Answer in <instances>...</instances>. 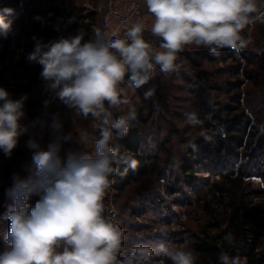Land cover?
<instances>
[{
	"label": "clouds",
	"instance_id": "obj_1",
	"mask_svg": "<svg viewBox=\"0 0 264 264\" xmlns=\"http://www.w3.org/2000/svg\"><path fill=\"white\" fill-rule=\"evenodd\" d=\"M146 5L154 17L151 33L161 40L163 51L153 52L143 37L142 23L130 27L126 38L99 28L94 29V40H85L83 30L47 43L32 37L34 49L26 59L42 66L39 77L45 89L77 115L99 120V138L94 155L70 151L63 159L61 141H68L71 134L57 136L46 150L35 138L26 141L33 170L27 179L13 174L12 186L5 191L10 202H6L0 219L10 223L0 264H154L150 261L154 256L167 258L171 264H195L186 242L184 248L138 244L121 257L124 233L118 223L105 216L104 199L114 182L110 177L124 175L128 168L137 166L136 159L112 146L114 140L128 135L137 113L130 107L125 115L113 120L108 109L127 103L120 87L126 76L132 87L140 88L152 78L154 66L165 74L179 71L182 65L176 63L177 53L185 45L207 46L213 55L224 48L238 54L251 43L241 31L257 21L264 23V10L257 7L256 0H146ZM13 11L0 8V29L5 38L14 34L6 19ZM34 19L40 21L42 17ZM153 94L149 89L144 95L148 99ZM27 99L22 95L14 100L6 88L0 87V151L8 158L28 131L20 123ZM49 103L44 102L45 106ZM187 121L193 126L202 124L195 114H189ZM32 123L45 126L39 119ZM50 127L59 132L62 125L58 116H53ZM84 139L81 137L80 142ZM189 147L198 151L194 140ZM120 164L127 165L124 172ZM32 195H40L34 207L28 203ZM160 235L168 236L167 225L160 228ZM223 240L234 246L231 232ZM218 260L219 264H240L239 256L232 257L225 251Z\"/></svg>",
	"mask_w": 264,
	"mask_h": 264
},
{
	"label": "rangeland",
	"instance_id": "obj_2",
	"mask_svg": "<svg viewBox=\"0 0 264 264\" xmlns=\"http://www.w3.org/2000/svg\"><path fill=\"white\" fill-rule=\"evenodd\" d=\"M68 1L85 5L82 13L87 16L85 23L94 20L87 40H94L96 21L106 0ZM90 12L92 15L88 16ZM11 24L14 29L13 42L5 62L6 81L9 83L7 90H9L10 98L14 100L27 95L28 99L24 103L25 117L20 123L27 126L28 131L19 138V144L10 158L0 151V217L6 211V202H10L7 201L5 191L12 186L13 174L18 173L21 178L27 179L33 170L32 152L26 147V141L29 138H35L41 148L46 150L49 143L57 136L63 137L71 134L68 141H61L60 156L62 159L66 158V154L70 151L94 155L100 124V121L91 115L87 118L77 115L75 110L53 98L39 77L42 69L31 73L35 76V81H22V84L26 83L28 88L22 89L14 83L16 80L13 76L14 72H20L18 62L27 56V47L24 45L27 42L25 33L29 31V24L24 17L12 19ZM67 25L68 23H65L62 30H65ZM262 27L264 23L259 21L253 23L247 39L251 43L238 54L236 53L237 59L222 60L220 57L213 60L204 59L196 67L192 65L190 57L197 46L189 44L177 53L176 63L182 65L179 71L165 74L158 66H154V74L144 86L132 87L127 76L120 85L124 92L122 99L127 100V103L108 109L112 113V119L115 120L125 115L130 107H135L137 116L147 117L146 122L141 123L146 148L158 146L156 158L147 159L146 164L149 167L144 175L131 181L122 189H115L111 186L106 192L104 214L118 223L124 233L121 257L131 252L138 244L156 248L163 243L184 248L186 242L190 248L193 240L192 233L197 230V226H202L206 222H223L227 215L225 209L227 201L218 202L221 200L219 193L207 192V184L213 180H222L228 175L238 176L240 165H245L244 170L246 168L253 171L259 170L263 176L250 174L243 178L246 182H252L253 187L264 189V154L259 153L255 157L257 153L255 145H251L246 156L244 155L245 145L235 147L234 153L238 152V155L228 168L220 167L221 164L211 162L202 154L204 148H210L208 142L212 135L224 136L222 124L215 119L221 106H231L234 113L240 110L245 111L249 117L245 141L249 140L248 135L252 130L257 134L255 142L260 134H264V34ZM152 49L153 52L163 51L154 47ZM234 67L240 70L236 74H233ZM245 71L250 72V77L245 75ZM230 82H237L238 88L229 91ZM149 89H153L154 94L146 99L144 94ZM46 100L50 101L47 106L44 104ZM105 106L107 107V104ZM189 114H195L202 124L196 126L189 124L187 121ZM54 115L58 116L62 125L59 132H55L50 127ZM224 115L225 113H220L219 117L225 119ZM74 118L81 120L78 126L73 124ZM37 119L45 122V126L41 127L40 124L33 126L32 122ZM66 122H69L68 125ZM83 124L88 129L83 128ZM74 132L77 133L74 134ZM81 137L85 138L83 143L80 142ZM193 140L198 145V151L195 153L196 157L200 158L199 161L188 159L189 150L193 151L189 147V142ZM142 148H144V143L141 145ZM222 155L224 157L226 152H222ZM186 160L188 164L185 163ZM186 165L191 166L194 171L190 186L185 185L187 182L185 179L189 174L184 172ZM39 199L40 195H32L28 203L34 207ZM155 200L159 201L157 212L151 209L140 211L139 206ZM132 210L136 212L133 213ZM9 223L7 220L0 219V252L6 247L4 236L8 231ZM164 225L168 228L167 237L160 235V228ZM262 247L264 243L258 248L259 252H262ZM150 261L154 264H171L167 258L159 256L151 257ZM145 264H150V262H145ZM240 264H245V259H240Z\"/></svg>",
	"mask_w": 264,
	"mask_h": 264
},
{
	"label": "trees",
	"instance_id": "obj_3",
	"mask_svg": "<svg viewBox=\"0 0 264 264\" xmlns=\"http://www.w3.org/2000/svg\"><path fill=\"white\" fill-rule=\"evenodd\" d=\"M67 1L0 0V8L9 7L14 10L10 15L6 16L7 21L12 22V19L20 17H24L28 21L29 31L25 33L27 42L24 45L27 47L28 55L34 49L35 42L32 39L33 36L41 38L43 42L47 43L50 40L61 37L67 38L74 36L77 34V30H83L86 33L84 39L87 40L91 32V24L94 23V20L85 23L87 16L82 14L85 5L73 4L69 1L68 3ZM256 4L260 10H264V0H256ZM37 15L42 17V20L38 21L34 19ZM91 15L92 12L88 14V16ZM65 23H68V25L65 30H62V26ZM252 25H246L241 31V35L245 39H248L249 29ZM262 29L264 34V27ZM12 40V34H9L5 38L3 30L0 29V87L6 89L9 83L6 81L7 66L5 62L8 58ZM26 57H23L18 62L20 72H14L13 74L16 77L14 83L17 86H21L22 89L28 88V85L26 83L22 84V81H35V76L31 73L42 69V66L38 63L28 62ZM217 57H220L222 60H227L228 58L237 59V54L229 48H224L219 50V55H213L207 46L201 45L193 50L190 60L192 65L197 67L202 60H213ZM239 71V69L235 68L233 69V74ZM245 75L250 77V72L245 71ZM191 84H193L192 81ZM237 88V82L229 83V91ZM220 113H225V119L219 117ZM146 118L140 115L137 116V119L131 122L128 135L123 139L112 142V146L118 147L121 154L131 156L137 160V166L134 170L128 168L126 174H116L110 177L114 181L111 186L115 189H122L131 181L144 175L149 167L146 164L147 159L156 158L158 146L146 148L143 127L141 126L142 122H146ZM148 118L150 119V117ZM215 119L222 124L224 136H211L208 142L210 148L206 147L202 152L205 157H208V160L214 163L218 162L222 168H228L232 160L238 155V152L236 154L234 153L235 147L241 146L242 144L246 148L245 156L252 144L257 149L255 157L259 153L264 154V134H260L255 142L257 134L252 130L248 135L249 140H244L246 128L249 124V117L244 110L234 113L232 112L231 106H221ZM143 143L144 148L141 149ZM140 149L142 150L141 153L139 152ZM131 150L134 152L130 153L129 151ZM222 152H226L224 157ZM188 159L190 161L200 160L198 156L196 157L195 151L192 150H189ZM185 163L188 164V160ZM118 167L121 172H124L127 165L120 164ZM244 168L245 165L239 166L238 176L228 175L222 180H213L207 184V192L219 193L221 200L218 202L227 201L225 204L227 215L223 219V222L203 223L202 226H197V230L192 233L193 240L190 249L196 258L195 264H219L218 257L221 251L227 252L232 257L239 256L240 259H245V264L264 263V247H262V252H259L258 249L264 243V189L253 187L252 182H246L243 178V176H249L250 174H256L257 176H263V174L257 169L253 171L247 168L244 170ZM184 172L189 173L185 179L187 181L185 185L190 186V180L194 177L192 175L194 172L193 168L186 165ZM215 200L217 201V198ZM139 207L141 212L145 210L149 211L150 209L157 212V209H159V201L155 200L148 204H142ZM132 212L135 213L136 211L132 210ZM229 232L235 237L234 246H228L223 240L224 235Z\"/></svg>",
	"mask_w": 264,
	"mask_h": 264
},
{
	"label": "built area",
	"instance_id": "obj_4",
	"mask_svg": "<svg viewBox=\"0 0 264 264\" xmlns=\"http://www.w3.org/2000/svg\"><path fill=\"white\" fill-rule=\"evenodd\" d=\"M145 1L107 0L98 18L97 28L116 33L119 38H126L127 30L136 23L144 24L145 30H148V21L143 9Z\"/></svg>",
	"mask_w": 264,
	"mask_h": 264
},
{
	"label": "crops",
	"instance_id": "obj_5",
	"mask_svg": "<svg viewBox=\"0 0 264 264\" xmlns=\"http://www.w3.org/2000/svg\"><path fill=\"white\" fill-rule=\"evenodd\" d=\"M103 1H105V0H103ZM143 9H144L145 17H146V19L148 21V26H149V29L148 30H145L143 32V37L146 40V42H148L150 44L151 47H154L156 49L162 50L160 48L161 40L158 37L153 36L152 33H151V26L154 23V17L152 16V14H150L148 12L147 5H146V1L143 3ZM80 121L78 119H75L74 118L73 119V124L75 126H78V122H80ZM68 123L69 122H66L67 125H68ZM79 125H81V124L79 123ZM83 128L88 129L87 126H85V124H83ZM76 133L77 132H74V134H76Z\"/></svg>",
	"mask_w": 264,
	"mask_h": 264
}]
</instances>
